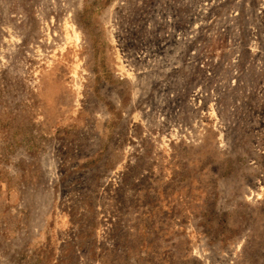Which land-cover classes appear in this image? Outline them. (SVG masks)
Here are the masks:
<instances>
[{
	"label": "rangeland",
	"instance_id": "obj_1",
	"mask_svg": "<svg viewBox=\"0 0 264 264\" xmlns=\"http://www.w3.org/2000/svg\"><path fill=\"white\" fill-rule=\"evenodd\" d=\"M0 264H264V0H0Z\"/></svg>",
	"mask_w": 264,
	"mask_h": 264
}]
</instances>
